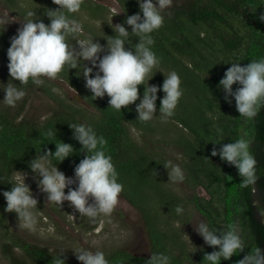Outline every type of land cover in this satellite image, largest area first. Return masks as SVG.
Instances as JSON below:
<instances>
[{
  "label": "trees",
  "instance_id": "trees-1",
  "mask_svg": "<svg viewBox=\"0 0 264 264\" xmlns=\"http://www.w3.org/2000/svg\"><path fill=\"white\" fill-rule=\"evenodd\" d=\"M123 13L118 16L122 25L131 33V27L124 24L127 16L139 12L137 0H118ZM9 8H15L26 19V12L34 11L36 17L46 25L50 23L48 10L59 6L52 0H4ZM23 3H26L24 5ZM105 6L95 0H82L76 13H66L82 26L78 13L89 11L92 15L102 12ZM162 26L151 33V50L159 59L149 76V85H162L167 75L175 71L181 81L182 96L172 116L164 119L159 115L160 98L156 101V116L150 121L137 119L135 104L121 112L109 107L108 97L92 99V93L85 88L82 73L65 66L56 77L74 89L88 107H84L56 91L47 82L42 88L56 101L55 110L44 118L24 115L28 100L34 90L41 86L31 79L26 85L12 80L7 68V49L14 36L9 29L0 25V193L11 190L18 181V173L34 174L29 164L36 156L55 151V144H71L73 153L64 161L49 157L65 175L74 174L75 166L87 155L73 138L69 124L91 126L98 137L106 143L102 150L111 157L118 174L117 182L123 185L121 194L141 213L150 238V256H141L127 250H115L106 259L109 264H146L154 253H163L170 258V264H208L205 254L218 250L201 243L192 246L187 232L176 226L188 220L189 206L203 214L210 228L219 235L235 224L245 243L242 252L220 264H237L256 247L264 250V107L254 119L239 115L235 101L226 103L223 90L218 87L225 71L232 62L242 66L251 60L264 58V0H185L179 6L162 10ZM142 15V14H141ZM76 40L93 38L107 45V40L116 35L114 27H107L103 33L87 29ZM16 35V34H15ZM66 42L71 47L78 45L69 36ZM139 43L136 36L129 37L125 48L135 51ZM106 50V49H105ZM89 64L90 62L85 61ZM95 72V70H94ZM43 80V82H45ZM14 85L25 91L24 98L15 107L3 103L6 85ZM43 85V84H42ZM238 87L233 85V90ZM142 98L144 85L138 86ZM78 97V96H77ZM92 109V110H91ZM52 131L56 135L48 136ZM244 138L249 141V151L256 160L257 180L247 188L241 186L238 170L222 161L219 155L213 157V148ZM99 147V146H98ZM178 153V159L174 153ZM171 161L178 165L191 195L176 192L174 181L169 179L163 164ZM37 176V175H36ZM203 189L200 194L197 189ZM40 205V203L38 204ZM183 206V214L177 215L175 208ZM6 201L0 195V249L10 264H56L60 256L65 264H80L64 254L52 253L49 249L19 238L7 225V218L17 216L6 212ZM22 253L17 255L15 249ZM1 264V259H0Z\"/></svg>",
  "mask_w": 264,
  "mask_h": 264
},
{
  "label": "clouds",
  "instance_id": "clouds-1",
  "mask_svg": "<svg viewBox=\"0 0 264 264\" xmlns=\"http://www.w3.org/2000/svg\"><path fill=\"white\" fill-rule=\"evenodd\" d=\"M58 5L56 10H48L49 24L31 19L36 17L34 11L26 12V19L17 34L11 37L10 47L7 49V68L12 80H18L26 85L29 80L42 85V77L55 79L64 70L77 69L82 73L85 88L92 93V99L104 98L107 95L109 107L116 111L135 104L137 119L143 122L154 118L157 111V93L163 92L160 98L159 115L168 118L182 96L179 75L172 71L163 80L162 85H145L146 77L159 65V59L151 50L153 39L151 33L158 30L164 17L161 11L170 6L171 0H137L139 12L127 16L124 24L131 27V33L122 24H116V35L107 40V54L101 56L105 46L93 38L76 40L82 31V25L75 19H70L66 13L79 11L82 0H52ZM142 14V15H141ZM264 22V14L259 17ZM136 36L139 43L132 50L125 48L129 37ZM71 36L76 41L78 49L70 47L66 42ZM90 62L89 64L84 63ZM95 70V72H94ZM238 87L233 90V85ZM144 85L142 98L138 86ZM218 87L224 92L226 103L231 104L233 99L239 115L246 119H254L261 107H264V58L251 60L246 65L232 62L227 68ZM5 93L3 103L15 107L16 103L25 96L22 88L7 84L3 88ZM73 138L82 146L81 150L87 155L75 166L74 178L52 166L49 157H55L62 162L73 153L71 144L60 142L55 144V151H47L36 156L29 167L36 174L40 191L47 194V201L60 206L63 202H70L80 215L95 218L103 214L110 215L118 203L119 194L123 185L117 182L118 174L112 163L111 157L102 150L106 143L103 137H98L91 126L84 124H69ZM48 136L56 135L52 131ZM99 146V147H98ZM249 141L244 138L232 143L221 145L217 150L213 148L211 155H219L222 161L229 163L238 170L242 178L241 186L247 188L256 182V160L249 151ZM168 171L169 179L182 182L185 177L178 165L171 161L163 164ZM76 184L75 188L71 185ZM65 188H68L67 194ZM6 201V212H15L21 223L26 228H33L36 217L33 210L37 207V199L33 197L28 185L22 182L14 184L9 191L0 193ZM91 198L92 202H89ZM177 215L183 214V206L175 208ZM264 216V211L261 212ZM195 231L202 237L206 245L218 250L205 254L204 259L208 264H220L221 260H229L237 252H242L245 243L240 231L235 224L222 231L219 235L207 223H199ZM76 259L82 264H109L102 251L92 252L80 249L75 252ZM222 258V259H221ZM56 264H65L60 256ZM146 264H170V258L163 253H154ZM237 264H264V250L256 247L254 251L245 255Z\"/></svg>",
  "mask_w": 264,
  "mask_h": 264
},
{
  "label": "rangeland",
  "instance_id": "rangeland-1",
  "mask_svg": "<svg viewBox=\"0 0 264 264\" xmlns=\"http://www.w3.org/2000/svg\"><path fill=\"white\" fill-rule=\"evenodd\" d=\"M105 6L102 12H97V15H92L87 10H82L78 13V18L82 20L85 34L91 35L87 29L97 30L98 33H103L107 27H115L116 24H122L118 16L123 13L118 0H95ZM155 2V0H153ZM185 0H171L170 9L183 4ZM26 5V3H23ZM46 4H48L46 0ZM25 18L19 15L15 8H9L4 0H0V25L9 29L11 34H17L18 28L22 27ZM14 34V35H15ZM92 36V35H91ZM103 45V44H102ZM105 51L100 53L101 56L107 54L106 44ZM3 63L0 62V66ZM45 80L44 78H41ZM56 87L58 94L69 98L70 100L88 107L87 103L82 100L78 93L72 89L65 81L60 79H46ZM37 87L32 92L24 115L28 117L44 118L51 114L57 104L52 96L42 88L48 85L47 82ZM78 96V97H77ZM89 108V107H88ZM92 110V109H91ZM174 157L178 159V153L172 151ZM66 177L74 178V174H66ZM17 179L29 186L32 195L37 199V207L33 210L36 217V224L29 229L19 223L17 216L7 218L12 232L24 241L37 244L49 249L55 254H64L73 261L82 262L76 259L75 252L84 248L92 252L102 251L105 258L115 250H127L131 253L141 256H150V238L148 230L144 223L142 213L128 201L121 193L118 197V203L113 212L105 216L98 215L93 221L92 218L82 216L73 207L70 202L65 201L58 206L54 202L47 201V194L40 191L38 187L39 177L36 175L18 173ZM72 188L76 184L71 185ZM176 192L181 195H191L193 190H189L185 182L174 181ZM68 188H65L67 194ZM200 194H205L203 189H197ZM91 203V198L89 199ZM40 203V205H38ZM188 220L182 225L177 222L176 226L183 228L187 232V238L192 246L198 247L203 243L202 237L195 231V227L199 223H207L206 218L201 214L194 204L189 206ZM17 255L22 253L20 248L15 249ZM1 264H10L0 249Z\"/></svg>",
  "mask_w": 264,
  "mask_h": 264
}]
</instances>
